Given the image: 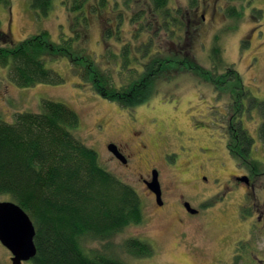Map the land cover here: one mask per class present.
I'll use <instances>...</instances> for the list:
<instances>
[{
    "label": "rangeland",
    "instance_id": "1",
    "mask_svg": "<svg viewBox=\"0 0 264 264\" xmlns=\"http://www.w3.org/2000/svg\"><path fill=\"white\" fill-rule=\"evenodd\" d=\"M10 1L9 8L0 5V22L13 43L44 30L55 43L69 35L70 18L62 0H54L45 17L33 11L30 0ZM172 1L186 4V0ZM227 6L235 7L240 17L229 19ZM195 17L199 28L190 42L191 56L197 67L208 69V50L218 36L228 64L219 71L222 83L197 82L191 74H182L158 83L156 93L131 109L82 86L66 59L47 63L64 78L60 85L19 88L8 79V69L0 67L1 120L12 122L18 112H38L43 99L65 104L79 116L78 138L96 151L103 168L139 195L142 222L127 226L113 239L117 257L125 264H264V174L250 177L243 160H236L227 149L229 129L240 118L255 142L250 159L261 163L260 172L264 170V148L257 135L260 113L252 108L241 117L237 114L241 104L249 105L245 95L264 102V0H201ZM100 35L99 20L89 18L86 45L95 56L102 51ZM138 129L143 130L146 148L128 167L111 160L105 144L117 145ZM150 168L158 170L165 192L167 206L161 212L139 182V173L145 176ZM231 174L247 176L249 185L234 178L230 181ZM179 196L200 209V214L184 218L176 204ZM8 200L7 195H0V201ZM244 207L251 210L246 218ZM128 238L148 243L151 256L126 255L120 246ZM239 242L246 243L244 249H236ZM87 246L95 249L100 243ZM238 255L242 258L234 261ZM10 257L0 244V264H12Z\"/></svg>",
    "mask_w": 264,
    "mask_h": 264
},
{
    "label": "trees",
    "instance_id": "2",
    "mask_svg": "<svg viewBox=\"0 0 264 264\" xmlns=\"http://www.w3.org/2000/svg\"><path fill=\"white\" fill-rule=\"evenodd\" d=\"M200 2L186 0L180 6L172 0H62L70 32L58 43L45 30L13 43L0 22V67L8 69V79L19 88L60 85L64 78L47 63L66 59L82 86L123 109L146 101L157 92L158 83L182 74L220 84L219 71L228 64L218 36L208 50V69L197 67L191 56ZM10 4L0 0L4 7ZM53 6L54 0H30V7L42 17ZM225 14L229 19L240 17L233 6H227ZM92 17L100 24L102 51L97 56L86 45ZM244 98L249 105L241 104L237 114L241 117L252 108L260 113L257 135L264 148V102ZM39 106L38 112L16 113L12 122L0 119V195H7L33 223L36 254L30 261L125 264L117 257L113 239L127 226L142 222L139 195L103 168L96 151L78 138L80 120L75 111L46 99ZM229 131V153L243 160L250 177L264 174L261 163L250 159L255 142L240 118ZM242 212L246 218L251 210L244 207ZM93 242L100 247L88 248ZM245 245L239 242L236 249ZM120 248L137 258L152 254L151 246L137 238L124 240ZM238 257L242 258L235 256L234 261Z\"/></svg>",
    "mask_w": 264,
    "mask_h": 264
},
{
    "label": "water",
    "instance_id": "3",
    "mask_svg": "<svg viewBox=\"0 0 264 264\" xmlns=\"http://www.w3.org/2000/svg\"><path fill=\"white\" fill-rule=\"evenodd\" d=\"M107 149L116 154V146L109 144ZM157 171H152V180L147 183L148 188L156 195V201L160 203V189ZM240 182L248 183L247 177L239 178ZM185 207L190 208L189 204ZM194 213V210H191ZM35 229L28 215L11 201H0V244L11 254L12 264H21L31 260L36 254L33 242Z\"/></svg>",
    "mask_w": 264,
    "mask_h": 264
},
{
    "label": "flooded vegetation",
    "instance_id": "4",
    "mask_svg": "<svg viewBox=\"0 0 264 264\" xmlns=\"http://www.w3.org/2000/svg\"><path fill=\"white\" fill-rule=\"evenodd\" d=\"M143 139H144L143 130L138 129L137 132L131 131L129 133V136L126 139L121 140V142L117 145L114 143H111V142L106 143L105 148L108 151L107 146L109 144L115 145L116 146V154H112L111 152L108 151L111 155V160L116 161L118 164L122 165L123 167H128L129 161L132 158L136 157L140 151H142L146 148V145L144 144ZM153 170H156L158 172L157 169L150 168L148 171H146L145 176H143L142 174L139 173V182H140V185L142 186V189L144 191L143 193H145L146 197L151 201V203L154 205L155 209L157 211L161 212L166 208L167 200L165 197V192L163 191V187H162L161 182L159 180V175H158V183H159V189H160V198H159L160 203H158L156 201V195L147 186V183L151 182V180H152V171ZM244 176L245 175H242V177H244ZM240 177L231 174L230 175V181L233 178L235 181H239ZM201 178H202V176H201ZM246 185H249V181ZM186 203L189 204L188 202L184 201L181 196L178 197V200L176 202L178 208L180 209V213L182 214V216L184 218L194 217V216H198L200 214V209H195L190 204H189L190 208L187 209V207H185ZM192 209L194 210V213H192V211H191Z\"/></svg>",
    "mask_w": 264,
    "mask_h": 264
}]
</instances>
